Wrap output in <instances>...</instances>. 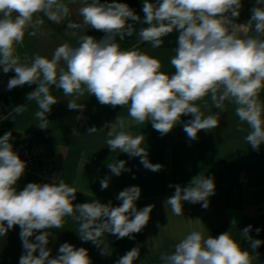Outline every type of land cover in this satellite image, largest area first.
<instances>
[{"label":"clouds","instance_id":"9594fccd","mask_svg":"<svg viewBox=\"0 0 264 264\" xmlns=\"http://www.w3.org/2000/svg\"><path fill=\"white\" fill-rule=\"evenodd\" d=\"M78 9L83 26L105 33L100 40L90 35H80L77 46L68 43L58 46L51 58L35 54L31 61L16 54V46L22 45L25 35L35 36L46 17L52 23L61 24L70 16V3L76 0H0V67L4 73L15 72L8 81V90L25 84H38L27 94L35 101L38 111L35 117L40 128L48 127L46 114L58 100L50 94V87L61 89L69 100L70 110H83L76 100L94 95L101 105L127 107L128 117H119L109 127L106 143L110 149L141 157V163L151 171H159L160 164L147 159L142 147L143 135H133L127 129L132 125L150 121L154 130L168 134L181 117H193L183 126L191 140L197 139L201 130L210 131L219 126V114L205 115L198 101L210 98L212 105L221 112L226 102L235 105V115L240 124H246L244 137L248 145L259 150L264 144V0H256L251 9V19L243 25L234 22L240 15L241 0H143V19L125 3H101L100 0H80ZM142 23L137 31L134 24ZM82 25L69 22L67 29ZM178 33L177 47L171 58L174 73L161 71V62L136 48L122 50L117 38L123 40L135 33L141 43L161 47L163 38ZM24 106L14 109L16 114ZM79 118V117H78ZM243 130V129H238ZM96 127L88 130L95 133ZM12 133L0 137V237L19 225L24 254L19 264H92L88 250L64 243L59 255L50 258V229L63 228L65 218L71 217L79 225L82 241H91L99 247L105 233L117 239L133 238L149 222L153 206L138 210L136 201L141 195L138 186L121 191L117 199L120 206L99 201L73 204L76 188L63 180L52 183H28L17 191L15 185L23 176L26 162L13 151L9 142ZM116 176L125 168V161L108 164ZM107 178L101 181V189H107ZM215 192L213 178L201 175L192 179L189 186H175V193L167 199L172 214H183L182 202H202L208 208L209 197ZM43 230V231H41ZM251 226L243 229L248 236ZM259 233L260 229H256ZM34 232L36 242L30 237ZM259 239L251 240L252 249L260 246ZM39 250V255L35 253ZM104 247V252H105ZM140 258L139 247H134L120 257L116 264H134ZM256 257L243 250L230 232L217 237L205 236L193 230L181 239L171 253L160 255V264H254Z\"/></svg>","mask_w":264,"mask_h":264},{"label":"crops","instance_id":"0c3cea01","mask_svg":"<svg viewBox=\"0 0 264 264\" xmlns=\"http://www.w3.org/2000/svg\"><path fill=\"white\" fill-rule=\"evenodd\" d=\"M136 1L143 7V0ZM149 2L155 3L156 0ZM241 3L240 15L234 18L238 25L246 24L251 19V9L260 6L256 0H241ZM81 6L80 0L70 3L71 14L59 25L41 14L44 24L35 36L25 35L23 44L16 46V54L22 61H31L35 54L51 58L54 50L64 43L77 46L80 35L102 39L104 34L101 31L83 26L82 17L78 14ZM69 22L81 24L82 27L67 29ZM120 47L122 50L136 48L159 59L161 71L166 74L171 75L175 71L170 63L175 49H154L151 44H136L127 49L120 44ZM14 74V70L4 73L0 67V81ZM37 87L38 84H25L0 99V137L8 132L19 134V138H11L15 144L34 153L46 152L54 163L52 175L48 179L35 180L31 174L24 173L15 185L17 191L23 190L28 183L43 184L63 180L77 190L74 205L96 200L102 204L111 202L116 207L122 204L117 199L121 191L138 186L141 195L135 202L137 209L153 206L148 224L139 233L132 234L133 238L117 239L111 233H105L102 237L104 244L99 247L91 241H82L78 234V223L66 217L63 228L48 230L50 235L46 247L52 258L59 255L62 244L70 243L76 248H86L92 264H116L120 257L134 247L140 249V258L134 264H160V255L173 252L175 245L193 230L212 237L230 232L242 248L245 237L238 239L237 234L242 235L243 229L248 227L243 226L244 210L257 215L251 228L264 224V208L254 198L257 194L253 195L256 191L264 192V144L260 145L258 151L247 144L244 137L248 128L246 124H240L234 104L226 102L225 110L221 112L212 105L210 98H205L206 108L204 101H198L197 105L205 115L218 113L220 121L219 126L213 130H201L195 140L189 139L183 130L184 124L193 118L191 114L182 116L181 121L166 135L154 130L150 121L129 127L127 130L134 136H144L142 147L147 151L149 162L161 165V169L154 172L141 163V157H131L118 150L113 152L106 143L109 139L107 132L110 130L106 125L115 123L119 117L130 120L127 107L101 105L94 95L85 93L76 100L77 104L84 105L83 110H70L68 103L73 97L64 96L61 89L52 86L50 94L58 102L46 114L48 127L42 129L39 127L41 121L35 117L38 105L26 98ZM260 99L264 102V91ZM17 106L26 108L16 114L14 109ZM92 127H96L97 131L88 134ZM119 160L125 161V168L129 170L116 176L111 173L108 164ZM250 165L256 167L254 175L248 171ZM224 170L229 172L227 177L220 174ZM201 175L206 178L219 177L232 184L241 183L245 189L233 194L229 188L215 185L214 194L208 198V208H203L202 202L193 204L183 201V214H172L166 201L174 195L175 186L187 187L193 178ZM105 178L109 186L102 190L101 181ZM248 189L250 193L244 194ZM20 231L19 225H16L0 237V260L20 261L25 251ZM39 234L34 232L30 241L36 242L35 236ZM35 255H39V250ZM255 257L254 264H258L260 259Z\"/></svg>","mask_w":264,"mask_h":264},{"label":"trees","instance_id":"16d2710c","mask_svg":"<svg viewBox=\"0 0 264 264\" xmlns=\"http://www.w3.org/2000/svg\"><path fill=\"white\" fill-rule=\"evenodd\" d=\"M101 3H125L127 4L131 9L134 10L135 14L141 17L143 19L144 13L142 11V7L138 4L136 0H100ZM134 27L139 30L141 27H146V25L142 23L134 24ZM103 33V32H102ZM105 35V33H103ZM177 36L178 33L175 31L168 36L163 38V44L158 49H176L177 47ZM117 43L121 44L125 49L133 47L136 44H139V46H143L150 43H141L138 39V36L134 33L131 37H125L123 40H120L117 38ZM15 91V90H14ZM52 173L50 174V176ZM49 176V177H50ZM35 180H43V179H35ZM230 183V182H229ZM232 184V183H230ZM260 229L259 233H257L256 229ZM250 236L251 240L259 239L262 241L260 246L256 249H252L251 247V240H249L247 237L244 238L242 242V249L249 251L250 254L259 257L260 261L258 264H264V224L256 225L254 228H251L250 230ZM257 263V262H256ZM0 264H19V261L17 260H11V261H3L0 260Z\"/></svg>","mask_w":264,"mask_h":264},{"label":"built area","instance_id":"2783aa9c","mask_svg":"<svg viewBox=\"0 0 264 264\" xmlns=\"http://www.w3.org/2000/svg\"><path fill=\"white\" fill-rule=\"evenodd\" d=\"M14 75L10 76L5 81L0 82V99L9 95L12 91L17 90L20 86H17L11 90H8V81L14 77ZM12 144L13 151L16 152L20 158L26 162V168L24 173H29L35 177V179H48L50 174L53 171L54 163L52 158L46 153H34L30 151L26 147L21 145H17L14 142L9 141ZM209 178V177H208ZM213 178L215 185L229 188L231 193L238 194L245 189L244 184H230L227 180L221 179L219 177H210Z\"/></svg>","mask_w":264,"mask_h":264},{"label":"rangeland","instance_id":"374dc122","mask_svg":"<svg viewBox=\"0 0 264 264\" xmlns=\"http://www.w3.org/2000/svg\"><path fill=\"white\" fill-rule=\"evenodd\" d=\"M0 115L2 116V114H0ZM10 141L13 142V140H11V138H10ZM248 171H249V173L251 175H254L256 173V167L253 166V165H250L248 167ZM243 173H245V170H243ZM220 174H221V176L227 177L228 174H229V172L224 170V171H221ZM249 191H251V190L248 189L246 192H244V194H248ZM258 193H259L258 191L253 192V195L257 194V196H255L254 198H256L257 202H259V204L261 205V207L264 208V195L261 194V193H264V192H261L259 194ZM257 205H258V203H257ZM256 218H257V215L250 214V212H248V210H246V211L244 210V214L242 215V221L244 222V225L243 226H253V223H255L256 220H257ZM248 236H250V235L248 234ZM237 237H238V239H240V238L242 239L244 236L237 234ZM50 258H52V257L50 256Z\"/></svg>","mask_w":264,"mask_h":264},{"label":"water","instance_id":"95a60500","mask_svg":"<svg viewBox=\"0 0 264 264\" xmlns=\"http://www.w3.org/2000/svg\"><path fill=\"white\" fill-rule=\"evenodd\" d=\"M20 137V135L19 134H16V133H13L12 135H11V138H19Z\"/></svg>","mask_w":264,"mask_h":264}]
</instances>
